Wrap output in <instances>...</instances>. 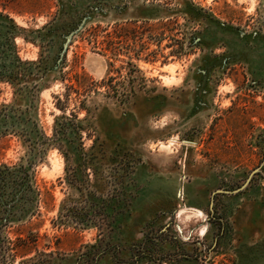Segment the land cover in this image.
Here are the masks:
<instances>
[{
	"label": "rangeland",
	"instance_id": "1",
	"mask_svg": "<svg viewBox=\"0 0 264 264\" xmlns=\"http://www.w3.org/2000/svg\"><path fill=\"white\" fill-rule=\"evenodd\" d=\"M4 107L0 165L31 160L40 192L0 204L7 238L38 236L15 264H85L98 244L89 264H264V0H0ZM60 108L88 154L75 183L54 146ZM29 135L49 141L31 151ZM114 187L112 228L59 224Z\"/></svg>",
	"mask_w": 264,
	"mask_h": 264
},
{
	"label": "trees",
	"instance_id": "2",
	"mask_svg": "<svg viewBox=\"0 0 264 264\" xmlns=\"http://www.w3.org/2000/svg\"><path fill=\"white\" fill-rule=\"evenodd\" d=\"M68 99V96H66L65 100ZM84 106V102H80L79 108L83 109L85 108ZM11 109L12 108L4 107L0 111V118L3 117L2 119L5 118L7 120L15 118V115L10 112ZM60 109L63 114L56 120L53 128L54 146L57 147L65 157L67 163V180L71 181V183H75L79 181V174L78 170H76L75 167H72V164L74 163L77 165L79 163V165H83L88 154L85 152L83 143L81 142L82 137L80 132L82 127L76 121V113L71 112L70 116H67L64 114L65 109ZM22 131L25 135L30 134L27 133L28 129ZM24 141L29 142V149L32 151L37 143L43 144L49 140L44 135L41 136L40 139L31 138L29 135L25 137ZM28 164H32V161L29 160L27 161V164L20 163L19 165L14 166L0 165V193H4L7 186L11 187L8 196L5 198V202L7 203H0L5 205L8 204V211L12 207L20 205L21 202L29 203V199L30 201L32 199L31 203H37V195L39 197L40 192L32 190V175L28 169ZM113 181V177L110 175L109 182L107 183L112 185ZM115 188L116 187H114L112 192H108L104 198L95 190L94 192H88L82 196L81 201L78 203H67L62 207L61 213L58 217L59 224L64 225L66 222H70L74 224L75 227H85L83 225L87 226L91 223L98 227L101 233L104 228H112V225H114L119 214V211L112 209V206L117 203L119 198L125 199L126 197L124 193ZM27 211H29V208ZM22 214L27 215L25 212ZM6 226L7 225H0V264H15L16 257L19 256L24 258L33 250L34 252H37V235L33 236L30 234L24 236L20 233L15 240H11L5 236ZM99 246L100 245L98 244L88 247V251L79 256V261L89 264V254L98 250ZM52 257H55V254L39 253L18 264H50L54 259ZM79 264H81V262H79Z\"/></svg>",
	"mask_w": 264,
	"mask_h": 264
},
{
	"label": "clouds",
	"instance_id": "3",
	"mask_svg": "<svg viewBox=\"0 0 264 264\" xmlns=\"http://www.w3.org/2000/svg\"><path fill=\"white\" fill-rule=\"evenodd\" d=\"M11 100V94H9V101Z\"/></svg>",
	"mask_w": 264,
	"mask_h": 264
},
{
	"label": "bare ground",
	"instance_id": "4",
	"mask_svg": "<svg viewBox=\"0 0 264 264\" xmlns=\"http://www.w3.org/2000/svg\"><path fill=\"white\" fill-rule=\"evenodd\" d=\"M167 68V67H166Z\"/></svg>",
	"mask_w": 264,
	"mask_h": 264
}]
</instances>
